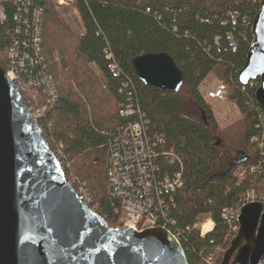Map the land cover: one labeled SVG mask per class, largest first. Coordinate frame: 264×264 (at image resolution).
Masks as SVG:
<instances>
[{"label": "trees", "instance_id": "obj_1", "mask_svg": "<svg viewBox=\"0 0 264 264\" xmlns=\"http://www.w3.org/2000/svg\"><path fill=\"white\" fill-rule=\"evenodd\" d=\"M85 33L76 36L52 0H0L6 20H0V66L9 69L8 51L19 39L18 27L33 9H42V49L55 80L58 99L48 103L43 96L34 105L47 106L38 119L50 150L65 178L77 191L89 194L86 205L116 228L121 218L119 201L109 192L108 149L111 141L131 120L120 116V104L128 99L125 82L134 85L137 100L150 124V136L158 135L168 150L183 160V185L170 204L174 229L183 233L182 246L189 264H205L218 248L223 253L232 240L224 209L238 207L248 192L264 195V151L252 142L264 132V117L255 99L259 81L240 85L252 43V34L242 22L254 20L259 5L254 0H76ZM27 8V9H26ZM238 15L232 25L230 14ZM21 18L14 20V15ZM28 38V37H27ZM234 39V49L230 41ZM20 40V39H19ZM148 53L169 54L185 73L178 94L145 86L137 78L133 60ZM112 54L119 75L110 70ZM96 67L103 77H98ZM221 82L229 86L227 100L244 117L242 150L232 156L218 142V124L211 105L199 88L217 68ZM131 90V89H130ZM201 111L199 118L185 112L182 94ZM26 106L29 105L25 102ZM247 172L242 179L237 169ZM256 168L254 172L250 169ZM210 216L214 230L201 237L193 230L202 217ZM189 228V231H188Z\"/></svg>", "mask_w": 264, "mask_h": 264}, {"label": "water", "instance_id": "obj_2", "mask_svg": "<svg viewBox=\"0 0 264 264\" xmlns=\"http://www.w3.org/2000/svg\"><path fill=\"white\" fill-rule=\"evenodd\" d=\"M252 43L238 75L259 81L255 99L264 113V0ZM145 86L178 94L185 73L167 53L133 60ZM240 230L221 264H260L264 258V205L241 210ZM0 264H189L164 229L117 230L80 201L49 148L46 135L0 66Z\"/></svg>", "mask_w": 264, "mask_h": 264}, {"label": "built area", "instance_id": "obj_3", "mask_svg": "<svg viewBox=\"0 0 264 264\" xmlns=\"http://www.w3.org/2000/svg\"><path fill=\"white\" fill-rule=\"evenodd\" d=\"M18 1L11 0L14 4ZM261 1L254 0V3L259 5ZM59 4L63 6L67 3H65V0H60ZM28 9L25 10L26 14L32 16L24 18L22 26L17 29L20 40L15 39L9 48V69L6 73L17 87L24 103L27 102L31 105V107L28 105L27 107L38 120L45 114L47 106L38 107L33 103L41 97L43 98V96L48 103H53L58 99V92L42 49L43 11L35 8L29 13ZM74 10L76 14L79 13L77 7ZM229 16L232 25L235 26L238 15L232 13ZM18 18H21L20 14H15L14 20L17 21ZM0 20H6L4 6L0 7ZM242 22L246 24L247 29L252 34L254 20L245 17ZM230 45L234 49L237 47L234 39L230 41ZM108 59L112 61L110 70L115 75H119L121 70L112 54L108 55ZM124 88L129 89L128 99L125 103L120 104L119 114L122 118L131 121L119 130L108 149L109 192L112 198L119 201L121 210V218L116 229L131 228L138 232H144L162 228L183 248V233L174 229L176 222L171 217L170 210L173 195L183 185V160L174 150L166 149L162 137L158 135L150 136V124L145 119V115L139 103H137L138 101L134 102L133 100V83L125 82ZM228 90L229 86L224 82H220L216 88L207 93L208 99L225 101ZM259 108L261 116L264 117L262 108L260 106ZM252 142L257 143L259 148L264 151V132L261 136L254 138ZM255 169L252 168V171ZM83 187H79L76 193L80 201L85 203L89 194ZM254 202H260L264 205V195L257 197L253 191L248 192L238 207L223 210L222 217L229 222L231 227L229 240L234 239L239 233L242 208ZM208 220L213 225L209 232L211 233L215 228V224L212 219ZM200 223L194 225L193 230L198 231L201 237H205L203 231L198 229ZM219 252H223V249H216L214 253L205 259V264H215L216 255ZM260 264H264V258L260 261Z\"/></svg>", "mask_w": 264, "mask_h": 264}, {"label": "rangeland", "instance_id": "obj_4", "mask_svg": "<svg viewBox=\"0 0 264 264\" xmlns=\"http://www.w3.org/2000/svg\"><path fill=\"white\" fill-rule=\"evenodd\" d=\"M59 1L60 0H52V2L57 8V11L60 13L61 17L69 26V28L72 30L74 35L81 36L80 33H82L84 26L79 13L76 14L74 10V8L77 7L76 0H65V3L67 4H64L63 6L59 4ZM94 70L96 71V74L102 80V82H104L103 77L99 72V70L96 67H94ZM222 71L223 68H219V67L216 70H214L201 84L199 90L202 96L206 97L207 99L206 101L211 105V110L215 115V119L218 124V132H217L216 140L218 142L223 143L224 145L223 148L229 150L232 156H235L236 153H239V151L242 150L241 147L243 146L244 143V132H245L244 117L237 108V106L234 103L230 102L229 100L226 99L225 101H214V100H209L207 96V93L210 90L216 88V86L222 81L221 80ZM181 98L183 101L185 112L194 118H199L201 116V111L194 104L189 94L184 93L182 94ZM250 171L254 172L255 170L252 171V169H250ZM246 172L247 169L239 168L237 169L236 174L238 175L239 179H242ZM208 219H211V217L210 216L202 217L198 220L197 223L206 221ZM225 252L223 253V257ZM221 253L222 252H219L216 255V257H218Z\"/></svg>", "mask_w": 264, "mask_h": 264}, {"label": "bare ground", "instance_id": "obj_5", "mask_svg": "<svg viewBox=\"0 0 264 264\" xmlns=\"http://www.w3.org/2000/svg\"><path fill=\"white\" fill-rule=\"evenodd\" d=\"M212 226V222L210 220H206L200 223L198 229L202 230L204 235H208V233L211 231Z\"/></svg>", "mask_w": 264, "mask_h": 264}, {"label": "crops", "instance_id": "obj_6", "mask_svg": "<svg viewBox=\"0 0 264 264\" xmlns=\"http://www.w3.org/2000/svg\"><path fill=\"white\" fill-rule=\"evenodd\" d=\"M85 33V29H83L82 33H80L81 35H83Z\"/></svg>", "mask_w": 264, "mask_h": 264}]
</instances>
